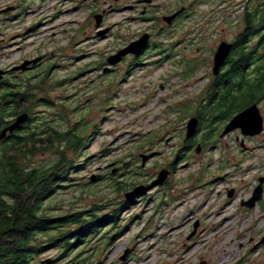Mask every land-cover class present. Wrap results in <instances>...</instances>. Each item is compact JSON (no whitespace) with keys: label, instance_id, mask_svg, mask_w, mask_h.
Returning <instances> with one entry per match:
<instances>
[{"label":"rangeland","instance_id":"obj_1","mask_svg":"<svg viewBox=\"0 0 264 264\" xmlns=\"http://www.w3.org/2000/svg\"><path fill=\"white\" fill-rule=\"evenodd\" d=\"M140 2L0 0V70L39 58L34 68L7 77L20 84L16 90H29L20 108L33 104L37 130L48 120L62 131L81 130L84 143L92 138L78 156L69 153L83 164L43 206L55 216L94 205L100 215L121 208L117 223L97 227L68 250L51 245L54 231L38 235L46 249L30 264H264V246L251 250L264 234V203L241 204L264 175V134L245 151L238 130L224 138L213 132L231 105L235 111L246 104V84L231 91L221 82L214 101V93L206 94L214 77L212 45L247 29L244 19L256 1L155 0L146 13ZM177 10L185 13L167 24L163 17ZM146 33L153 34L148 51L109 64V56ZM195 115L201 118L195 135L204 143L199 153L183 147ZM39 146L30 156L35 165L57 160ZM142 154L150 156L144 166ZM171 168L167 185L126 199Z\"/></svg>","mask_w":264,"mask_h":264},{"label":"trees","instance_id":"obj_2","mask_svg":"<svg viewBox=\"0 0 264 264\" xmlns=\"http://www.w3.org/2000/svg\"><path fill=\"white\" fill-rule=\"evenodd\" d=\"M243 34L241 36H248L244 32ZM241 40L243 42L244 38ZM239 58L244 61L249 60L245 53ZM229 76L231 91L235 88L243 89V85L249 81L245 72L231 71ZM236 78L238 80L234 83L232 80ZM217 80L218 82L215 80L210 86V93L215 94L213 101L219 92L220 83L225 81L224 74L221 73ZM1 83H6V87L0 94V128L10 124L20 112H28L30 117L19 129L9 133L0 142V264H30L37 254L46 249V246L40 245L38 235L50 234L54 231L55 233L50 236L51 245L61 243L63 249L68 250L73 245V241L76 244L87 235L95 234L97 227L107 223H117L121 208H114L110 213L103 215L95 213L100 209L96 205L89 210L57 216L47 212L43 206L44 202L66 187V183L73 177L71 173L83 164V162H74V158L69 157V153L78 156L92 138L84 143L87 136H84L81 130L75 127L76 130L62 131L48 124V120L42 121L45 127L37 130L34 125L36 117L31 112L33 104L20 108L18 103L20 96L23 100L30 96L27 87L16 90L19 89L20 84L11 83L9 79L2 80ZM261 84V91L264 92V77ZM249 90V88L246 90L248 97L253 98L254 95L249 93ZM34 99H36L35 95L33 99L31 98L33 103H35ZM244 105L235 111L234 105H231L227 118L239 112ZM10 116L14 118L9 119ZM37 145L44 150H53L57 160L48 166L35 165L30 156L35 155ZM190 150L184 148V151ZM182 154L176 156V161L182 159ZM98 177L102 178V176ZM68 226L74 227L67 229ZM69 238H72L71 241H68Z\"/></svg>","mask_w":264,"mask_h":264},{"label":"flooded vegetation","instance_id":"obj_3","mask_svg":"<svg viewBox=\"0 0 264 264\" xmlns=\"http://www.w3.org/2000/svg\"><path fill=\"white\" fill-rule=\"evenodd\" d=\"M139 1L145 2V4H143L144 7H145V9H144L145 12L143 11L144 13L147 12L146 8L148 6H150V5H152L155 2V0H150L149 2L146 1V0H144V1L139 0ZM253 1H256V4H255L254 9H253V13L248 14L245 17V19H244L245 20V24H246L245 28L247 27V29L246 30L244 29L242 32H240L237 35V37L234 38V39H231V40L221 39L220 43L222 41H227L229 43H232L233 47H232V50H231L229 56L226 58L225 62L221 66L219 73L218 74H214V72H213L214 77L212 79V82L210 83V86H211L214 83V81L217 80V78H219L221 73L224 74L225 86L231 85L230 76H229L231 71H237V72L239 71L241 73L245 72V75H247V78L249 79L248 83H246L247 89L248 88L250 89L249 93L253 94L254 97L253 98H249L248 101H247V104L244 105V107L240 111L246 109L247 107L251 106L252 104H257L258 108L260 110V113H261V115L263 117V130L260 133L256 134V135H245L240 128L239 129H235V130H238L240 132V134H241L240 144H241L242 149L245 150V151L249 148V142L250 141H254L255 139H258L259 137L263 136V134H264V113H263V107H262V103L264 102V92L261 91V89H262L261 81H262V79L264 77L263 76V73H264V50H263L264 49V42H263V37H264V17H263L264 16V0H253ZM178 11H180V10H177V12ZM184 13H185V10H181V12L177 15V17L169 25H172L173 23H175L178 20V18L181 15H183ZM163 19H164V17H163ZM243 32L246 33L248 36L243 37V35H245V34H243ZM241 34H243V35L241 36ZM152 37H153V34H150L149 43L147 45L148 47H147L146 51H148L149 47H151L153 45V42L151 41ZM242 38H244L243 42H241ZM218 46L219 45H217V47L214 48L215 44L212 45V49H214V52H213V66H214V55H215V53H216V51L218 49ZM242 53H245L247 55V57L249 58V60H247V61L241 60L239 58V56ZM135 56H138V55H135ZM35 65H37V64L28 66V68L26 70H30V69L34 68ZM3 71H4V75H3V78L1 79V81L2 80H6L8 75L12 74L15 70H13V67H12L10 70H3ZM210 86L208 87L209 90H208V88L206 89L207 96L208 95L210 96V93H209L210 92V88H211ZM243 88H245L244 85H243ZM239 112H237V113H239ZM193 117H197L198 118V126H197V130L196 131L200 132L201 129H199V125H200L201 118L198 115H195ZM232 117L227 118L226 120H224V122L217 129H215L213 131L214 134H216V136L218 138H224V137L228 136L232 132L231 131V132H229V133H227L225 135H222L223 130L225 129V127L229 123V121L232 119ZM8 118L12 119L14 117L10 116ZM4 126L5 125L1 126L0 131H1L2 128H4ZM184 142H185V144H184L183 147L185 149L186 148L187 149L190 148L191 150H192L193 147H195V146L197 147L198 145H201V147L203 148V145H204L203 142H201L200 140L197 139L196 135H194L193 137H191V138H189L187 140H184ZM195 152H196V148H195ZM172 173H173V168L170 169V175ZM260 178L264 179V175H259V178L257 180V184H256L255 188L260 184ZM167 184H168V181H166L163 185L165 186ZM255 188H254V190H255ZM262 188H263V198L261 200H259L256 203L255 206L260 205L261 202L264 203V180H263V183H262ZM263 209H264V204H263ZM99 229H98V231H99ZM194 230H197V228L193 229V231ZM261 236L263 238L264 234L261 235ZM262 238H260L257 243L253 244V246L251 247L252 248L251 250H254V248L260 249L262 246H264V243H261V239ZM200 264H209V263H208L207 260L206 261L203 260ZM236 264H242V261L239 262V263H236Z\"/></svg>","mask_w":264,"mask_h":264},{"label":"water","instance_id":"obj_4","mask_svg":"<svg viewBox=\"0 0 264 264\" xmlns=\"http://www.w3.org/2000/svg\"><path fill=\"white\" fill-rule=\"evenodd\" d=\"M146 1L149 2L150 0H146ZM8 9H4V10L7 11ZM180 12L181 10L175 12L172 15L164 16V20L168 24H170ZM101 19L102 16L99 15L97 17V25H100ZM100 33L102 34L104 32L101 31ZM149 37L150 34L146 33L138 40H134L126 47L120 49L116 54L109 56L108 58L109 64H116L120 62L124 56L129 54L140 55L143 49H145V47L148 45ZM232 47L233 44L227 41H222L219 44L218 49L214 55V66H213L214 74L219 73L221 66L225 62L226 58L229 56ZM38 61L39 58L32 60H25L20 65L14 66L13 70H22V71L26 70L28 66H30L31 64H35ZM3 75H4V71L0 70V80L3 78ZM29 117H30L29 113L25 111L20 112L18 115H16L14 120L10 124L6 125L4 128L1 129L0 142L7 137L8 133H13L17 129H19L23 124H25L29 120ZM197 126H198V118L191 117L187 122L186 139H189L195 135ZM239 128L242 130V132L245 135H256L263 130V117L260 113L257 104H252L246 109L235 114L232 117V119L229 121V123L226 125L222 135H225ZM201 148H202L201 145H198L196 147V152L199 153L201 151ZM149 157L150 156L148 154H142V166L145 165ZM169 173L170 171L166 169L161 170L159 172L158 177L148 185H138L133 190L126 192L125 193L126 199L127 200L136 199L141 195H143L144 193L148 192L149 190L159 185H163L166 179L168 178ZM93 179H95V176H93ZM263 180H264L263 178H260V184L255 188L253 195L249 199L243 200L241 202L242 205L248 208H253L255 207L256 203L263 198V188H262ZM228 196L229 197L233 196V190H230L228 192ZM198 224H199L198 222L195 223L194 229L198 227ZM195 231L196 230H194L191 235H193ZM261 243H264V236L261 239ZM127 254H128V250L125 251V254L121 257V259L124 260Z\"/></svg>","mask_w":264,"mask_h":264}]
</instances>
